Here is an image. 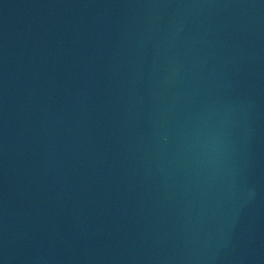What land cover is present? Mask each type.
Returning <instances> with one entry per match:
<instances>
[{"label":"water","instance_id":"obj_1","mask_svg":"<svg viewBox=\"0 0 264 264\" xmlns=\"http://www.w3.org/2000/svg\"><path fill=\"white\" fill-rule=\"evenodd\" d=\"M0 264H264V0H0Z\"/></svg>","mask_w":264,"mask_h":264}]
</instances>
